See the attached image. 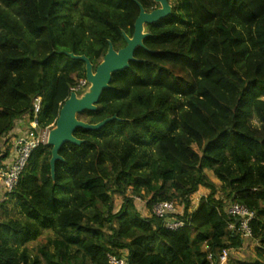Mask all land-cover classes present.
I'll return each instance as SVG.
<instances>
[{"label":"trees","instance_id":"trees-1","mask_svg":"<svg viewBox=\"0 0 264 264\" xmlns=\"http://www.w3.org/2000/svg\"><path fill=\"white\" fill-rule=\"evenodd\" d=\"M168 1L171 13L146 25L136 60L112 74L94 111L78 114L90 123L121 120L76 129L84 142L62 146L54 179L51 147L39 145L2 193L0 264H109L108 254L128 264H209L207 250L242 244L227 230L228 202L255 212L256 257L241 264H264V0ZM138 3L156 5L0 0V149L18 119L33 118L35 96L38 124L55 123L85 78L84 62L65 52L86 55L95 68L109 42L119 49L123 32L132 35ZM200 186L209 193L189 211ZM135 197L149 210L180 202L185 225L169 230L152 213L144 217ZM45 230L52 235L32 255L27 244Z\"/></svg>","mask_w":264,"mask_h":264},{"label":"water","instance_id":"water-1","mask_svg":"<svg viewBox=\"0 0 264 264\" xmlns=\"http://www.w3.org/2000/svg\"><path fill=\"white\" fill-rule=\"evenodd\" d=\"M158 7L146 11L142 4L138 3L139 14L134 22V30L131 36L123 32L125 45L115 49L111 42L96 67H93L90 59L84 54H75L73 51L65 52L72 59L83 61L85 64V78L87 86L80 92L72 90L62 103L55 123L49 129L47 144L50 149V172L55 176V164L62 161L60 149L66 143L81 145L84 140L74 135L76 129L98 130L112 120H121L117 115L106 117L98 122L90 123L78 118V114L86 110L94 111L103 90L110 86L113 73L123 71L129 67V62L136 60L134 52L138 47H143V40L149 35L145 30L146 24H152L171 13L172 6L168 0H153Z\"/></svg>","mask_w":264,"mask_h":264},{"label":"built area","instance_id":"built-area-1","mask_svg":"<svg viewBox=\"0 0 264 264\" xmlns=\"http://www.w3.org/2000/svg\"><path fill=\"white\" fill-rule=\"evenodd\" d=\"M86 78L78 79L72 90L76 92L82 91L87 86ZM41 97L35 96L32 99V116L33 118L27 122L28 115L18 119L25 122V129L12 136L9 140V135L6 134L0 149V156H4L3 162L0 163V186L2 192L9 193L17 185L18 179L24 170L31 152L39 145L47 144V135L53 124L40 126L36 115L40 110ZM6 142L8 143L7 146ZM191 199V198H190ZM191 202V201H190ZM196 205V204H195ZM192 211V210H191ZM226 213L233 219L227 230L236 233L245 241L253 238L251 221L255 217V212L245 204L239 202H228L225 206ZM151 213L162 220L165 228L176 230L185 225L182 219L183 212L179 211L176 202L174 201H158L153 204ZM207 250V247L206 249ZM206 259L209 264H229L231 248H221L218 251L206 252ZM109 264H128L125 256H116L108 254Z\"/></svg>","mask_w":264,"mask_h":264},{"label":"rangeland","instance_id":"rangeland-1","mask_svg":"<svg viewBox=\"0 0 264 264\" xmlns=\"http://www.w3.org/2000/svg\"><path fill=\"white\" fill-rule=\"evenodd\" d=\"M149 5H150V7H154L155 8L157 4L156 5H152V4L149 3ZM146 25H145V30H147L146 29V27H147ZM80 92H78V93H80ZM254 122H255V120H254ZM25 128L26 127H23V129H25ZM210 177L212 179H214V177L211 174H210ZM0 189H1V191H3L2 188H0ZM1 191H0V201H2L4 199V197L2 195L3 192H1ZM198 199H199V197L193 195L192 199H190V201H193L192 202L193 203L192 205H195L196 202L198 201ZM134 201H135V206L138 209V211L141 214L146 215L144 217H147V216H150L151 215V210H148V208L145 205V201L144 200L140 199L139 197H135L134 198ZM121 202H122V197L121 196H115L114 197V210L115 211H117L119 209V207L121 205ZM176 204L180 208H183L184 207L183 204H181L178 201H176ZM6 207L8 209L9 214L12 215L13 214V211H14L12 205L9 204ZM51 235H52V232L51 231L45 230L42 233V235L37 240L28 243L27 244V247L30 249L31 254L33 255L36 252V248L41 243H43L48 236H51ZM256 247H258V241L256 239L252 238V239H248V240L243 241L242 244L240 245V247H237V248H234L233 247V248H231L230 263L229 264H241V261L240 260L249 261V260L255 259V257H256L255 256V249H256Z\"/></svg>","mask_w":264,"mask_h":264},{"label":"crops","instance_id":"crops-1","mask_svg":"<svg viewBox=\"0 0 264 264\" xmlns=\"http://www.w3.org/2000/svg\"><path fill=\"white\" fill-rule=\"evenodd\" d=\"M25 122L23 121L22 122V120H17L16 122H15V125H14V127H13V129L11 130V131H9L7 134L9 135V140L7 141L8 143L10 142V139L12 138V136H14L15 134H17V133H19V132H22V130H23V127H25ZM6 142V145L5 146H7V143ZM8 147V146H7ZM1 162H3V160H1ZM1 188V187H0ZM0 191H1V189H0ZM2 192V191H1ZM209 193V190L207 189V188H205V187H202V186H200L199 188H198V190L194 193V194H192L191 196H190V198L192 199V197H193V195L194 196H197V197H199V199H198V201L196 202V205H192L193 203V201H191L190 202V207H189V211H191V210H194L196 207H197V205H198V203H199V200L202 198V197H204V196H206L207 194ZM177 207H179V206H177ZM179 209V211H184L183 210V208H178ZM149 210V209H148ZM143 215V214H142ZM143 216H146V215H143ZM203 250H205L206 249V245H204L203 247Z\"/></svg>","mask_w":264,"mask_h":264},{"label":"flooded vegetation","instance_id":"flooded-vegetation-1","mask_svg":"<svg viewBox=\"0 0 264 264\" xmlns=\"http://www.w3.org/2000/svg\"><path fill=\"white\" fill-rule=\"evenodd\" d=\"M156 7H158V5H157ZM156 7H155V8H156Z\"/></svg>","mask_w":264,"mask_h":264}]
</instances>
